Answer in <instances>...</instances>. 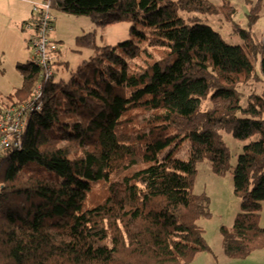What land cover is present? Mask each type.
<instances>
[{
  "label": "trees",
  "instance_id": "16d2710c",
  "mask_svg": "<svg viewBox=\"0 0 264 264\" xmlns=\"http://www.w3.org/2000/svg\"><path fill=\"white\" fill-rule=\"evenodd\" d=\"M52 5L101 25L132 21L134 38L100 46L92 32L80 36L95 54L69 79L46 82L21 147L0 154V264H192L212 252L197 222L209 197L194 192L205 160L217 175L232 169L240 198L232 227L221 228L225 254L264 248V95L243 105L238 89L258 63L264 77L249 30L232 44L183 15L212 14L208 0ZM17 68L23 82L9 104L30 97L40 72L32 61ZM225 132L250 140L234 168Z\"/></svg>",
  "mask_w": 264,
  "mask_h": 264
},
{
  "label": "rangeland",
  "instance_id": "374dc122",
  "mask_svg": "<svg viewBox=\"0 0 264 264\" xmlns=\"http://www.w3.org/2000/svg\"><path fill=\"white\" fill-rule=\"evenodd\" d=\"M44 0H0V110L9 104L8 95L21 87L23 77L17 68L18 63L31 61L32 51L27 35L22 29L25 18L31 17L34 3ZM206 1V0H205ZM216 5L214 12L202 14L183 13L185 17L193 16L208 23L217 30L229 43L241 41L239 29L249 30L254 42L264 49V0H208ZM55 15L54 37L59 43L58 63L55 65L54 81L69 79L77 66L90 58L95 52L91 48L79 46L78 38L92 32L94 41L100 46L117 45L134 38L132 21L114 22L105 25L96 23L89 15H75L53 8ZM252 15L254 22L249 21ZM68 65V67L66 66ZM69 68V69H68ZM258 76L241 84L238 89L243 94L241 103L246 104L252 93L264 95V77L260 63L257 66ZM11 105L9 104L8 107ZM231 151V165L237 163L238 155L250 140L241 141L229 133H223ZM185 156V149L180 151ZM196 194L209 197V213L197 222L205 230L204 237L212 252H199L192 264H256L261 263L258 255L247 259L231 258L223 248L222 226L232 227L235 217L240 211V198L234 192V178L231 171L224 175L213 172L209 161L198 163V175L194 185ZM260 224L264 226V203ZM264 264V263H262Z\"/></svg>",
  "mask_w": 264,
  "mask_h": 264
},
{
  "label": "built area",
  "instance_id": "2783aa9c",
  "mask_svg": "<svg viewBox=\"0 0 264 264\" xmlns=\"http://www.w3.org/2000/svg\"><path fill=\"white\" fill-rule=\"evenodd\" d=\"M55 15L52 0L33 4L31 17L22 23L31 48V61L40 66L30 97L23 103L12 104L0 114V154L21 147L28 116L42 109L43 90L54 79L58 63L59 43L53 37Z\"/></svg>",
  "mask_w": 264,
  "mask_h": 264
},
{
  "label": "crops",
  "instance_id": "0c3cea01",
  "mask_svg": "<svg viewBox=\"0 0 264 264\" xmlns=\"http://www.w3.org/2000/svg\"><path fill=\"white\" fill-rule=\"evenodd\" d=\"M29 19V18H28ZM25 20H27V18H25ZM24 20V21H25ZM55 26V25H54ZM54 31H55V28H54ZM25 33V32H24ZM26 34V33H25ZM27 35V34H26ZM53 35H54V32H53ZM54 37V36H53ZM55 38V37H54ZM107 45H111V44H107ZM68 67V65H66ZM69 69V68H68ZM12 105V104H10ZM8 108V106L6 107ZM5 108V109H6ZM5 109H3V112L5 111ZM262 213V211H261ZM223 239V238H222ZM211 248V247H210ZM260 256V260L262 261L261 263H256V264H262L264 263V248H261V249H257L255 251H253L249 256L245 257V258H239V259H247V258H252V256H254V260L257 256Z\"/></svg>",
  "mask_w": 264,
  "mask_h": 264
}]
</instances>
